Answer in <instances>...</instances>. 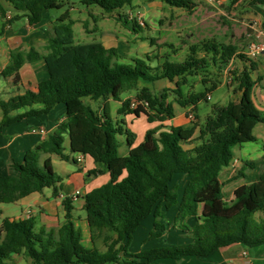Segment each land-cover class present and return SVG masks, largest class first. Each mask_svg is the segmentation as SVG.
I'll use <instances>...</instances> for the list:
<instances>
[{"label": "trees", "instance_id": "obj_1", "mask_svg": "<svg viewBox=\"0 0 264 264\" xmlns=\"http://www.w3.org/2000/svg\"><path fill=\"white\" fill-rule=\"evenodd\" d=\"M83 1L113 14L126 6L131 7L134 0ZM160 1L188 11L197 7L194 0ZM240 1L243 0H230V4L234 6ZM4 3L14 12L9 20ZM249 4L264 7V0H250ZM63 6L59 0H0V36L7 26L23 18L30 26L39 25L50 10ZM116 19L135 34L143 29L137 19L127 15L118 13ZM74 24L70 11H66L53 26L45 54L34 47L28 51H12L9 65L0 72L1 77H13L18 84L24 65L44 60L49 75L38 83L36 92L28 90L24 95L0 101L3 113L0 135L5 127L27 117L47 115L57 105L66 108L65 120L26 152L23 163H14L18 175L0 174V204H14L46 188H52L54 196L58 195L57 183L61 178L54 171L50 155L56 154L64 161L76 163L64 153L68 135L72 153L90 156L95 163L103 164L110 175L108 183L83 197L92 239L95 241V234L104 231L116 237H104L107 246L104 253L96 246L87 247L82 230L74 222L72 199L67 197L63 201L65 223L58 231L37 230L36 219L32 216L4 218L0 226V264H12L14 255H23L34 264H153L161 259L208 257L234 244L249 248L264 245V176L255 183L237 188L232 203L225 201L219 178L234 158L233 149L256 142L254 129L264 124V111L258 109L251 98L256 85L252 77L255 62L239 53L237 46L216 41L202 43L205 52L213 56V62L228 65L238 57L250 65L238 78L239 100L226 105L214 104L202 122L197 113L198 105L202 101L209 102L217 84L189 96L183 90L189 76L209 67V60L198 55L199 46H191L186 59L180 62L166 59L161 65L152 67L145 59L137 58L132 63H121L117 51L101 43L75 44ZM147 59L152 60L150 56ZM160 80L174 83L177 104L184 109L190 108L196 121L192 128L171 126L161 130L164 126H159L148 130L144 141L135 146L136 135L128 129L124 119L115 121L109 100L121 102L118 115L145 117L149 123L172 120L176 116L175 106L168 101V90L156 95L147 87H139L141 81ZM129 91H137L135 98L121 99V94ZM87 99H101L105 104L101 110H95ZM23 108L29 110L11 115ZM119 136L126 137L130 149L127 156L119 154ZM43 155L49 157L41 165ZM179 174L190 178L181 195L178 187L173 186ZM241 175H245L244 171ZM176 206L175 227L179 226L190 235L191 242L129 253L133 234L143 221L153 216L154 231L148 239L159 238L166 229L165 211ZM190 217L196 219L193 227L186 223ZM123 254L127 256L122 258Z\"/></svg>", "mask_w": 264, "mask_h": 264}, {"label": "rangeland", "instance_id": "obj_2", "mask_svg": "<svg viewBox=\"0 0 264 264\" xmlns=\"http://www.w3.org/2000/svg\"><path fill=\"white\" fill-rule=\"evenodd\" d=\"M64 6L62 9H53L49 11L50 18L48 23L43 28L50 35L56 20L66 11H70L72 20L75 22L73 26L75 44L89 45L93 43H101L107 48L115 49L117 51L118 59L121 63H132L134 59H145L148 65L156 67L161 65L166 59L173 62L184 61L189 54L191 46H199V57H206L209 60L208 69L200 70L196 75L188 77V83L183 87L186 96L192 93H199L205 91L206 88H211L214 83L217 88L211 92L209 102L202 101L198 105L197 113L200 120L203 122L207 115L210 114L211 108L214 104L226 105L233 101L234 94L238 93L239 76L243 73L245 68H249V63L234 58L228 65H223L220 61L213 62V56L205 52L202 47L204 41H216L218 43L237 46L239 53L245 54L248 51L250 44L255 41L257 34L264 31V24H256L255 20L259 15L264 18V7L259 6L262 12L252 8L247 1L240 2L232 6L230 0L227 1L224 8L216 3V6L209 7L206 0H194L197 7L188 11L171 7L160 0H134L132 6H126L122 10L107 14L100 7L91 5L88 6L83 0H59ZM129 16L130 19H137L142 26V31L135 34L126 29L117 19V14ZM10 18L8 17V20ZM2 22V21H0ZM24 23V22H23ZM16 21L13 23L14 27L19 28L21 25L26 26V22ZM28 26V25H27ZM30 27V26H29ZM1 29V26H0ZM153 40V41H152ZM46 45H41L40 49L46 53ZM147 56L152 58L148 61ZM252 77L256 81L258 87L261 86V77L264 78L259 70L252 71ZM140 88L147 87L154 94L161 95L168 90V101L173 103L176 107L177 113L182 112V108L176 102V95L173 90L175 89L174 83L168 80H160L157 82H140ZM137 91H129L121 94V99L135 98ZM253 103L258 109H261L255 97L254 90L251 92ZM104 100L100 102H92L93 109H100L104 104ZM121 107V102L112 101L111 111L112 117L121 121L124 119L127 127L136 135L135 146L144 141L146 132L151 129L157 128L152 123H149L144 117L139 119L131 115L126 116L118 115L117 111ZM187 113V116H189ZM3 119V113L0 109V122ZM193 123L196 121L189 119ZM176 123H178L176 121ZM158 126L162 123L158 122ZM169 125V122L163 123ZM264 129V124L258 125L256 135ZM123 147L126 145V137L119 136ZM243 151L249 153L251 156L257 155L259 152L264 151V145L259 140L255 143L245 144ZM257 159V158H255ZM41 158V165H42ZM104 166L103 164H100ZM73 162L60 163L55 165L56 172L59 173L61 178L67 179L68 169L76 168ZM183 174L177 175V177ZM176 177V178H177ZM184 182L176 180L173 186L178 187V192H182ZM78 204H81L79 202ZM0 225L3 217L10 215L18 216L21 214V206L16 204H0ZM166 214V212H165ZM3 215V216H1ZM82 215L87 216L86 211ZM172 212L168 213V217L164 215V224L172 229L170 234L155 239L143 244L144 237L136 235L135 241L132 243L131 251H148L158 248H170L178 244L181 239H190V235L182 231L179 226L175 227V219H172ZM81 229V228H80ZM82 230V229H81ZM153 221L147 219L142 227L137 232H152ZM83 232V231H82ZM176 232H179L176 233ZM103 234L113 235L109 231H104ZM178 235V236H177ZM183 240V241H184ZM98 247L105 249L106 244L103 240H97ZM183 245V244H182ZM103 251V250H101ZM130 253V252H129Z\"/></svg>", "mask_w": 264, "mask_h": 264}, {"label": "crops", "instance_id": "obj_3", "mask_svg": "<svg viewBox=\"0 0 264 264\" xmlns=\"http://www.w3.org/2000/svg\"><path fill=\"white\" fill-rule=\"evenodd\" d=\"M229 0H206L209 7L216 6V3H219L221 8L225 7V3ZM247 1L249 3L250 0H243L240 2ZM239 2V3H240ZM238 3V4H239ZM5 8L7 9L8 17L14 14L13 9L9 4L4 3ZM237 5V4H236ZM250 5V4H249ZM235 6V5H234ZM252 8L257 9L262 12L259 8L260 5H250ZM255 20L256 24L259 23L264 24V18H262L259 13ZM47 18H50L49 13L45 20L41 22L39 25L30 26L26 19H21L22 23L26 22L25 25H21V27L16 28L13 24L7 26L4 35L0 36V72L5 69L10 61V54L15 50L28 51L31 47H34L41 54H45L41 51L40 46L46 45L49 39V34L44 30V25L48 23ZM2 22H0L1 24ZM23 23V24H24ZM28 25V26H27ZM30 26V27H29ZM264 33V31L260 32ZM256 64V70H259L262 74H264V55L260 56L256 60H253ZM21 81L18 84L14 83V78H3L0 76V101H8L11 98L24 95L28 90H32L34 92L37 91V85L39 82H42L48 78V70L44 60H40L33 63H27L23 66L20 71ZM253 76V75H252ZM261 86L255 85L253 90L255 97L261 107V111H264V78L261 77ZM140 86V83H139ZM210 98L212 99L211 95ZM240 98V93L234 94L233 101H238ZM125 100V99H123ZM90 105L92 102H100L93 101L90 99L86 100ZM113 100H109L110 105ZM105 104V102H104ZM102 105V107L104 106ZM92 106V105H91ZM40 106H37L39 108ZM96 109V110H101ZM29 108H23L11 113L12 116L17 114L24 113L28 111ZM190 108L184 109L182 108V112L180 114L177 113L175 107V118L172 120H168L169 125H160L164 126L161 130H168L171 126H183L184 128H192L193 122L188 120L187 113H189ZM193 114V113H192ZM194 115V114H193ZM131 117V115L126 116V118ZM195 117V115H194ZM66 118V108L64 105H57L49 114L41 115V116H31L23 119L20 122L13 123L3 129L2 134L0 135V174L7 176H17L18 172L14 168V163H23L26 152L33 147L34 145L42 142L48 134L52 133L57 124ZM145 118V117H144ZM196 118V117H195ZM146 119V118H145ZM128 120V119H127ZM126 120V121H127ZM147 120V119H146ZM176 121L178 123H176ZM158 122L152 123L155 126ZM165 123V122H164ZM261 124V123H260ZM259 125V124H258ZM258 125L254 129V135L257 139L256 142L261 140L264 145V129L261 130L258 136L255 134L258 128ZM145 138V137H144ZM121 142V141H120ZM255 143V142H253ZM249 144V143H247ZM243 145L236 146L233 149L234 158L231 161L228 167H225L220 173V181L223 184V193L224 198L227 203H232L235 199V191L237 188L255 183L260 180L262 176H264V151L259 152L257 155L251 156L249 153H245L243 151ZM129 147L125 145V148L122 145L119 148V154L121 156H127L129 154ZM64 153L69 155L71 159H75L77 166V170L74 168L68 169V173H65L68 178L65 180L61 178L58 172H56L55 165L60 163H68L72 161H64L58 155L53 154L50 155L54 171L57 177L61 178V181L57 183V187L60 188L58 195L54 196L52 188H46L41 193H33L26 198L14 203L18 206H21V214L18 216L10 215L7 216L9 218L16 219H26L29 217H34L36 219V228L40 230L41 228L52 229L58 231L62 225L65 223V209L63 205V201L65 198H71L72 204L74 207L73 217L74 222L78 228L82 229V233L84 236V244L87 247L96 246L101 252L107 251V246L105 249H100L98 247L97 240H103L106 234H95V241L92 239V234L88 227L87 216L84 217L82 215L84 199L83 197L91 192L92 190L101 187L102 185L108 183L110 181V175L105 166H101L94 162V160L90 156H85L82 154H74L71 151L70 138L66 135V139L64 142ZM49 157L47 155L42 156V162ZM257 158V159H255ZM80 159V160H79ZM248 163V165L246 164ZM251 164V166L249 165ZM99 172L98 174H93L92 172ZM241 171H244L245 175H241ZM176 180H182L184 182L182 192L189 182L190 178L183 175L177 177ZM80 192L81 195L76 197V192ZM182 192L179 194L181 195ZM81 202V204H78ZM178 206L174 207L170 211L166 212V217H168V213L172 212V219H175L177 213ZM1 211V210H0ZM2 212V211H1ZM3 216V215H1ZM6 217H3L4 219ZM152 221L153 216L147 218ZM145 219L143 223L147 220ZM164 222V221H163ZM142 223V225H143ZM186 223L193 227L196 223V219L190 217L187 219ZM142 225L137 229V231L142 227ZM1 226V225H0ZM166 229L162 232L161 237L165 236V234H170L172 229H170L167 224L165 225ZM134 232L133 240L129 246V252L136 254L141 251H131L132 243L135 241L136 235H140L144 237L143 244L151 241L149 238L151 232ZM179 234V232H176ZM113 236V235H110ZM178 236V235H177ZM115 237V236H113ZM160 238V237H159ZM179 241L178 244H187L191 242L190 239ZM184 240V241H183ZM126 254L121 255L122 258L126 257ZM12 264H34L30 259L26 258L23 255H14L11 258ZM66 264V263H60ZM108 264H117V263H108ZM153 264H264V245H260L254 248L246 247L242 244H234L229 247L222 248L218 251H215L208 257H186L180 260L175 259H161Z\"/></svg>", "mask_w": 264, "mask_h": 264}, {"label": "built area", "instance_id": "obj_4", "mask_svg": "<svg viewBox=\"0 0 264 264\" xmlns=\"http://www.w3.org/2000/svg\"><path fill=\"white\" fill-rule=\"evenodd\" d=\"M262 55H264V33H258L255 41L250 44L248 51L246 52V56L251 60H256ZM188 118L193 120L194 115L190 113ZM80 195L81 193L79 191L75 194L76 197Z\"/></svg>", "mask_w": 264, "mask_h": 264}]
</instances>
